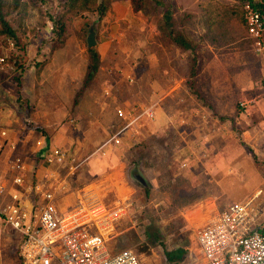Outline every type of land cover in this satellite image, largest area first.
I'll use <instances>...</instances> for the list:
<instances>
[{
    "label": "rangeland",
    "instance_id": "1",
    "mask_svg": "<svg viewBox=\"0 0 264 264\" xmlns=\"http://www.w3.org/2000/svg\"><path fill=\"white\" fill-rule=\"evenodd\" d=\"M159 1L162 4H156L154 0H18L17 4L15 0H6L5 11L11 12H5V18L24 49L17 46L10 36L0 35V77L9 78L8 81L14 78L26 81L25 94H31V100L28 99L29 95H22L26 103L24 105L22 100V107L29 113L32 111L29 104L31 101L42 109L51 106L47 101L58 96L51 92V88H55L53 84L57 81L61 86L62 99L73 95L75 85L70 83L64 71L59 69L65 60L71 64L78 62V65H84L85 76V63L89 60L86 45L89 25L96 28L97 36L100 33L107 36L111 29L124 35L127 33L128 40L132 36L137 45L143 44V41L149 38L151 47L163 55L162 61L165 62L166 56L172 58V55L177 53L174 50L175 45L164 40L157 28L164 6H169L173 11L175 27L181 30L194 46L198 66L194 77V90L198 92V97L201 94L200 99L203 98L204 103L214 109L209 111L210 116L204 115V119L208 121V128H202L205 131L204 136L197 135L198 127L188 130L189 126L193 125L191 121L178 129L175 123L177 120L174 121L170 113L173 107L171 97L159 101V106L156 104L157 128H148L145 114L129 127L130 132H124L134 138L131 143L134 149L126 150L124 154L128 161L127 166L105 173V169L101 171L93 167L90 174L89 167L82 170L77 166L82 165L85 160L83 158L88 156L91 150L84 149L80 158L74 155L78 153L79 143L90 140L88 133L81 134L76 127L77 122H80V119L77 120L74 116L76 103L73 101L70 105L69 102H56L51 110L58 112L65 108L61 114L66 115L63 118H49L52 125L46 128L50 134L53 130L57 134L60 129L61 137L71 142L62 147L70 155L65 164L77 167L75 172L80 174L79 186L73 189L75 193L69 191L66 198L67 209L76 206L79 201L86 204L103 203L107 208L115 205L124 207V214L120 219L113 221L114 228L106 233L107 246L112 251L129 248L139 256L143 264H199L201 259L196 244L197 231L212 223L225 204L253 198L258 224H262L264 220V157L255 148L262 146L261 140H257L261 135L255 129L260 118L253 110L250 111L252 108L240 104L234 91L233 93L225 88L226 71L231 74L234 72L233 65L238 55L240 61H244V66L252 64L251 54L255 45L248 35L240 0ZM14 4L16 6L12 9ZM100 4H104L106 8L103 15L99 12ZM54 18L61 19L64 25L65 34L60 38L62 43L58 46H53V40L55 42L57 38L53 31ZM178 50L183 59L179 72L186 76L187 66L183 64L187 61L188 51ZM79 53H82L81 56ZM101 75L97 76L99 82L102 81ZM79 78L75 76L71 80L78 85ZM185 78L182 85L187 89V77ZM31 81H36L33 88L38 89L37 85H44L45 87L41 88H45L46 92L34 96L30 89ZM123 83L124 81L118 82V85ZM49 84L52 86L48 87ZM94 86L91 85L90 88ZM97 87L100 90L103 88ZM119 90L117 87V94L120 93ZM84 91L85 97H89L87 89L82 87L79 94ZM190 92L195 95L193 90ZM179 93L181 95L185 92L180 90ZM162 103L164 108L161 110ZM130 104L134 108L131 110L133 113L140 112L137 101ZM38 111L41 112L39 109ZM140 127H145L147 132H142ZM108 136L107 131L105 138ZM196 140L205 144L204 154L199 151L201 145H196ZM124 142L128 141L122 139L121 147ZM187 144L196 145L193 151L201 153L198 154L201 161L207 160L205 173H197L195 183L204 189L205 194H210L207 199H200L194 187L192 193L186 188L180 190V185L187 183L182 179L185 172L179 167L181 159L190 156L191 160L193 156L190 150L184 151ZM117 145L114 147L119 149L120 146ZM118 151L115 153L119 156ZM79 152L81 154V150ZM141 166L148 167L150 171L154 168L153 172L147 175ZM199 168L200 166L195 171ZM132 171L136 175H132ZM175 175L178 176L175 178ZM258 190L260 192L255 194ZM193 200L202 201L193 203ZM189 202L193 204L186 205ZM19 242V232L0 213V264H21L18 257ZM179 247L186 249V256L179 261L170 262L166 252Z\"/></svg>",
    "mask_w": 264,
    "mask_h": 264
},
{
    "label": "crops",
    "instance_id": "2",
    "mask_svg": "<svg viewBox=\"0 0 264 264\" xmlns=\"http://www.w3.org/2000/svg\"><path fill=\"white\" fill-rule=\"evenodd\" d=\"M116 21H118V19ZM125 34L126 35L122 32L111 29L107 36H103L101 33L97 36L96 31L95 47L99 54L100 65L91 84L85 88L87 89L86 93L90 94L89 97H85V91L82 92V94H79L82 87L81 83L83 82H81V80L84 76V65H78V62H76L77 64H71L70 61L65 60L62 62L61 68L59 69L60 71L63 70L64 74L68 77L67 80L75 85L76 88L73 90L74 94L62 99L61 86L60 84H57V81L53 84L56 91L55 88H51V92L58 96L47 101L51 106H45V108L42 109L38 105H35L34 101H31L29 103L32 108L30 113L22 107V100L25 99L22 95H29L25 94L26 81H23L22 79L17 80L16 78H14L15 80L10 79V81H8L9 78L3 79V76L1 75L0 186L5 187L7 197L11 193H16L18 195V201L24 207H30V204H32L36 198L34 193L29 191V188L36 183L46 182L45 188L53 192L57 209L60 211H66L67 207L65 202H68L66 198L70 193L69 191L75 193L73 189L79 186L80 174H76L75 172L77 167H81V169L83 168L84 170L89 167L88 170L90 169L89 171L91 174L93 167H95V170L97 168L101 171L105 169L103 172L105 173L109 170L120 169L121 166H127L128 161L127 158H124V154L126 150L130 151L134 149V146L132 147L131 145L134 138H132L130 134L124 132H130L129 127H131V125L123 132V136L120 135L119 143L109 142L108 144H104V140L106 139V132L114 131L116 126L122 121L117 116L116 109L122 107L124 110L128 111L133 108L130 103L135 104L136 101L139 104V109L150 106L153 109L154 115H156L153 119L146 117V125L150 130L152 127L157 128L155 122L157 119L156 104L159 106V101H165V99L167 100L172 97L173 107L170 113L173 120H177L175 123L178 129L184 127V123L191 121L193 125H190L188 130L190 131L191 128L195 129L198 127L199 129L196 130L197 135H205V131L202 128H208V121L207 119H204L206 118L204 115L207 114L210 116L209 111L214 109H212L210 105L204 103L203 98L200 99L201 94L199 97L196 94H191L187 83L185 86L188 90L182 85V82L186 80V76L184 73L180 74L179 72V66L183 60L180 57L179 50L174 46V50L177 53L172 55V58L166 56V61L163 62V55L158 53L157 49L154 50L151 47V40L149 38H144L145 40L143 41V44L139 43V45H137V43H134L132 40V36L129 37L128 40L126 37L127 33ZM263 35L264 31L262 33L263 48L258 50L255 46V50H252V64L244 66V64H242L244 61H240V55H238L237 60L233 65L234 72L231 74V72L226 71L227 83L225 88L227 91H234L235 93H233L236 95L235 97L240 100V104L246 108H252L250 111L253 110L259 116L260 122L258 126H255V129H257L258 134L262 136H258L259 139L257 138V140H261L260 142L262 143V146H255V148L258 149L264 157ZM125 40L126 43L124 44ZM81 54L82 53H79V56H81ZM75 55L77 58L78 53L76 52ZM85 65H87V63H85ZM183 65L187 66V61ZM98 74H102V83L99 82L97 78ZM75 76L80 77L78 85L74 83L75 81H73V79L71 80V78ZM119 76H122V78ZM122 81H124L125 85L124 83L121 86L118 85V82ZM35 84L36 81H31L30 89L32 91L31 93H34V96L35 94L42 95L46 92L45 88H41L45 87L44 85H37L39 88L35 89L33 88L36 86ZM91 85H95V90H93L94 87L90 88ZM49 86L52 85L49 84L48 87ZM97 86H102L103 88L100 90ZM117 87L120 89V93L118 94L116 93ZM164 88H166V90H163ZM180 90H184L185 93L180 95ZM28 99L31 100V94L28 96ZM73 101L76 103L74 116L77 120L80 119V122H77L76 127L81 134L88 133L90 136V140L87 139L86 142L83 140L81 144L79 143L80 147H77L78 153L74 152V155L75 157L80 158L84 153V149L91 150L89 152L90 154L83 158L85 160L82 162V165H78L77 167L71 166L69 163H67L68 165L59 164L49 158L50 150L53 147L62 148L67 142L71 143L69 140L61 137L60 129L57 131V134L54 130L52 131V134H50L51 132H48V128H50L49 126L52 125L49 118H63L66 115L61 114V111L65 110V108L57 112L51 110V107L55 106L56 102H64L65 104H68L69 102L71 105ZM24 105H26L25 100ZM161 106L160 109L162 110L164 108L163 103ZM38 109L41 112H39ZM195 119L198 121L195 122ZM145 120L146 119H144V121ZM140 128L142 132H147L145 127ZM245 132L246 131H244L243 134H245ZM178 134H180V132H178ZM122 139L123 141L125 139L128 141L126 143L124 142L123 147H121L120 144ZM189 141L191 140H188V142ZM115 144H118L117 146H120V148L118 149V147H114ZM192 144H187L185 147L183 146L185 148L184 151L190 150L193 156L191 160L190 156L181 159L179 167L185 172V177H188V179L182 176L184 182L186 181L187 183L181 184L180 186L182 187L180 190L186 188L189 193H192L194 187V189L198 191V197L200 199H207L210 194H205L202 187L195 185V183H197L196 174L205 173V170L207 169V160L203 159L201 161L200 157H198V154H201L200 152L204 154L205 151L203 150L206 146L197 141L196 145H201V147L199 148L200 152L198 151L199 153H195L193 150L196 148V145L193 146ZM80 150L81 154L79 152ZM115 151H118L119 156L116 155ZM69 156L68 152H66V159ZM198 166H200L199 170L195 171ZM141 168L147 175L151 174L154 169L152 168L150 171L148 167L143 168L141 166ZM16 176L22 177V182L18 185L13 183V179ZM177 176L175 175V178ZM259 192L260 191L258 190L255 194ZM197 201L200 202L202 200H193L192 202L195 203ZM192 202H189L186 205H190Z\"/></svg>",
    "mask_w": 264,
    "mask_h": 264
},
{
    "label": "built area",
    "instance_id": "3",
    "mask_svg": "<svg viewBox=\"0 0 264 264\" xmlns=\"http://www.w3.org/2000/svg\"><path fill=\"white\" fill-rule=\"evenodd\" d=\"M263 2L244 0L241 4L247 32L258 50L263 48L264 15L259 8ZM132 109H116L124 123L109 132L104 144L119 143L121 133L145 114L154 118L150 106L142 107L139 113ZM66 152L53 147L49 158L65 164ZM20 182L21 176L14 177L13 183ZM45 184L36 183L29 188L36 198L30 207H24L16 193L7 197L5 187L0 186V213L20 234L21 264H143L133 250L112 251L107 246L106 233L114 228L113 221L124 214L122 205L107 208L103 203L79 201L60 211L53 192ZM256 216L253 198L225 204L212 223L197 231L199 264H264V220L258 224Z\"/></svg>",
    "mask_w": 264,
    "mask_h": 264
},
{
    "label": "trees",
    "instance_id": "4",
    "mask_svg": "<svg viewBox=\"0 0 264 264\" xmlns=\"http://www.w3.org/2000/svg\"><path fill=\"white\" fill-rule=\"evenodd\" d=\"M241 4L243 3L244 0H240ZM156 4H162L159 0H154ZM15 3H18V0H15ZM101 6L99 8L100 15H103L106 8L104 4H100ZM15 4L12 9L15 8ZM7 5H6V0H0V35H5V36H10L16 43L17 46H21L22 49L24 47L19 44L18 42V37L15 33V31L12 29L10 23L8 20L5 18V12L10 13L11 11H5ZM259 8L264 15V2L259 5ZM53 26H54V33L57 38H55V42L53 40V46H58L62 43V40L60 39L64 32V25L61 19L59 18H54L53 19ZM158 31L164 40L169 41L175 45L177 49H181L183 51H188L187 53V85L190 90H193V92L198 96L197 92L194 90V77L197 73L198 66H197V59L194 55V46L192 42L187 39L184 36V33L179 30L177 27H175L174 19H173V11L169 6H164V11L162 13V17L160 21L157 24ZM87 52H88V63H87V71L85 73L83 82H82V88L85 89L87 88L91 82L93 77L95 76L99 65V54L97 52V49L95 46L93 47H87ZM191 55V58H190ZM141 125V124H140ZM132 175H136L134 171H132ZM18 185V184H17ZM186 256V249L179 247L175 250L172 251H167L166 252V257L170 262H174L175 260L179 261L183 259Z\"/></svg>",
    "mask_w": 264,
    "mask_h": 264
},
{
    "label": "water",
    "instance_id": "5",
    "mask_svg": "<svg viewBox=\"0 0 264 264\" xmlns=\"http://www.w3.org/2000/svg\"><path fill=\"white\" fill-rule=\"evenodd\" d=\"M96 44V30L93 25H89L86 33V45L87 47H93ZM141 179V178H140ZM142 182L143 179H141Z\"/></svg>",
    "mask_w": 264,
    "mask_h": 264
}]
</instances>
